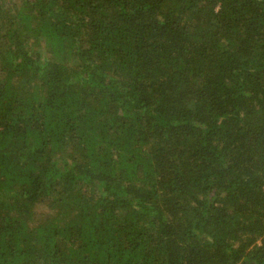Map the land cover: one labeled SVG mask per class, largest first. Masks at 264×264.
<instances>
[{"label": "trees", "instance_id": "16d2710c", "mask_svg": "<svg viewBox=\"0 0 264 264\" xmlns=\"http://www.w3.org/2000/svg\"><path fill=\"white\" fill-rule=\"evenodd\" d=\"M0 264H264V0H0Z\"/></svg>", "mask_w": 264, "mask_h": 264}]
</instances>
